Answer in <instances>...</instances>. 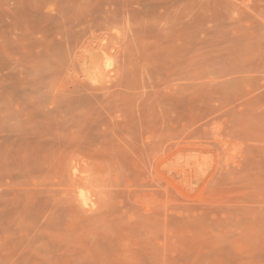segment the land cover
Listing matches in <instances>:
<instances>
[{
    "label": "rangeland",
    "instance_id": "rangeland-1",
    "mask_svg": "<svg viewBox=\"0 0 264 264\" xmlns=\"http://www.w3.org/2000/svg\"><path fill=\"white\" fill-rule=\"evenodd\" d=\"M0 264H264V0H0Z\"/></svg>",
    "mask_w": 264,
    "mask_h": 264
},
{
    "label": "bare ground",
    "instance_id": "bare-ground-1",
    "mask_svg": "<svg viewBox=\"0 0 264 264\" xmlns=\"http://www.w3.org/2000/svg\"><path fill=\"white\" fill-rule=\"evenodd\" d=\"M109 62V61H108ZM109 64V63H108ZM110 65V64H109ZM106 66H108L107 65V63H106ZM95 69V68H94ZM93 70V69H92ZM92 70H91V72H92ZM83 71H84V69H83ZM89 71V70H88ZM94 71V70H93ZM94 73V72H93ZM90 74V73H89ZM85 75H86V73H85ZM94 75V74H93ZM89 76V75H88ZM92 77V76H91ZM83 191V190H82ZM85 196V195H84ZM88 196V195H87ZM87 204V203H86ZM88 205V204H87Z\"/></svg>",
    "mask_w": 264,
    "mask_h": 264
}]
</instances>
